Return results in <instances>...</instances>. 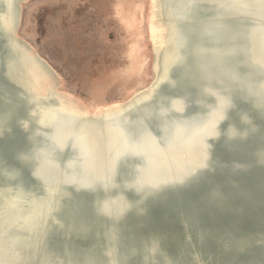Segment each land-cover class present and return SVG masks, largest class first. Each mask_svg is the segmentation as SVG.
<instances>
[{
	"label": "water",
	"instance_id": "1",
	"mask_svg": "<svg viewBox=\"0 0 264 264\" xmlns=\"http://www.w3.org/2000/svg\"><path fill=\"white\" fill-rule=\"evenodd\" d=\"M23 1L0 0V41L9 54L0 55V72L7 84V91L0 90V101L9 106L5 121H0V138L9 137L7 122L23 107L25 117L15 118V127L30 148L18 152L16 158L32 167L36 188L25 189L23 170H7L0 157V175L11 181V185L0 184V264H95L90 259L64 260L46 249L54 230L64 227L59 219L63 203L80 193L93 195L96 217L111 224L106 228L108 243L99 250L104 264H122L133 253L123 256L119 251L120 224L132 213L144 217L150 200L164 191L187 186L203 172L215 170L213 150L222 136L220 126L234 108L232 89L253 97L254 106L264 115V60L255 58L249 47L250 35L264 29V3L252 9L250 1L243 0H158L164 42L153 47L154 79L149 89L124 106L88 116L66 103L53 84L41 86L51 78L58 86V75L17 34ZM201 12L208 15L207 22L196 18ZM231 24L241 29L243 44L236 42V36L227 38L232 44L227 49L192 46L194 29L200 28L202 39L208 42L216 38V32L223 36ZM207 56L213 62L200 64L201 90L215 106L207 119L189 128L179 119L192 102L164 92L178 88L176 74L186 69L192 57L203 60ZM235 56L243 58L236 67H249L260 76L258 82L223 69L222 60ZM191 77L182 76L187 83ZM242 121L251 124L247 116ZM226 137H247V133L241 136L230 129ZM124 166L130 171L126 175L121 173ZM86 231L82 226L81 233ZM159 254L158 245H152L144 262L156 264ZM193 256L202 264L195 252ZM163 260L170 264L167 258Z\"/></svg>",
	"mask_w": 264,
	"mask_h": 264
},
{
	"label": "bare ground",
	"instance_id": "2",
	"mask_svg": "<svg viewBox=\"0 0 264 264\" xmlns=\"http://www.w3.org/2000/svg\"><path fill=\"white\" fill-rule=\"evenodd\" d=\"M243 1H250L252 9L257 8L258 3H264V0ZM134 10L137 15L134 19L133 11L128 18L121 15L120 9L117 11L119 21L130 31H135V38L130 41L127 65L120 69L121 74L127 79L133 77V64L137 59L140 61L135 70V77L140 78L146 60L145 55L141 53V42H136L141 35L140 1L134 4ZM158 11V0H148L145 26L152 53L151 75L147 82L139 79L127 88L122 97L112 101L96 102L91 104V107L78 102L75 100L77 98L59 88V78L58 86L55 85L53 78L46 80L47 82L43 81L41 86L47 88L49 84H53L56 92L66 103L75 105L88 116L126 105L129 100L148 90L154 79L153 47L163 46L165 29ZM196 18L207 22L208 15L201 12ZM200 33V28L193 30L190 36L192 46L202 44L208 49H227L232 46L227 38L236 36L238 37L236 42L243 44L239 39L241 29L236 24L229 25L223 36L222 32H216V38L208 42L202 39ZM219 37L225 38V41H220ZM249 47H252L255 58L260 56L264 60V29L250 35ZM31 51L39 55L33 47ZM0 55L4 57L9 55L1 41ZM242 59L241 56L226 58L222 60L224 62L221 65L223 69L231 70L241 78L251 77L252 81L258 82L260 76L249 67L245 65L236 67ZM212 62L211 56L203 60L192 57L186 69L176 74L179 80L178 88L164 92V95L171 97L185 96L192 102L183 118L179 119L186 127L198 126L207 119L209 109L215 106L214 100L206 97L201 90L203 79L200 64L209 66ZM184 75L192 76L189 83L182 78ZM3 89L7 91V84L0 72V90ZM231 92L234 108L230 110L228 120L220 126L222 136L213 150L215 170L203 172L187 186L164 191L159 197L150 200L144 217L132 213L120 224L119 251L123 256L133 253V256L122 264H148L144 262V258L148 256V250L154 244H157L160 250V254L156 256V264H165L163 258H167L170 264H197L194 252L202 264H264V115L254 106V98L244 90L236 88ZM8 107L0 101L2 122L5 121L4 116ZM244 116L251 120L250 126L242 121ZM24 117V108L21 107L15 110L14 118L7 122L11 132L9 137L0 138V157L7 170L21 168L23 187L34 190L36 184L31 178L32 167L22 165L16 158L18 152H26L30 148L27 138L15 127V118ZM230 129H234L241 136L247 133V137L229 139L226 133ZM234 165H240L244 170L234 169ZM121 170L123 175H126L127 171L130 172L126 166ZM0 184L11 185V181L4 180L0 175ZM128 197L134 199L132 194ZM94 199L93 195L80 193L73 194L63 203V212L59 214V219L64 227L54 230L46 244L49 252L76 263H81L85 259L93 260L95 264L106 262L99 250L108 243L106 228L111 224L96 217ZM82 226L87 228L85 233H81Z\"/></svg>",
	"mask_w": 264,
	"mask_h": 264
},
{
	"label": "rangeland",
	"instance_id": "3",
	"mask_svg": "<svg viewBox=\"0 0 264 264\" xmlns=\"http://www.w3.org/2000/svg\"><path fill=\"white\" fill-rule=\"evenodd\" d=\"M139 1L142 23L136 42H141L146 60L141 77H135L137 59L133 77L127 79L120 69L127 65L135 31L119 21L117 11L120 9L125 18L133 11L134 19V4ZM20 9L18 35L55 70L59 88L78 102L90 106L112 101L122 97L132 83L139 79L147 82L150 77L148 0H24Z\"/></svg>",
	"mask_w": 264,
	"mask_h": 264
}]
</instances>
